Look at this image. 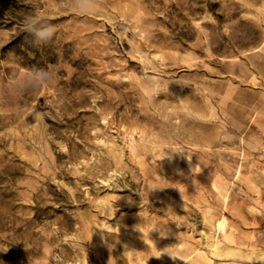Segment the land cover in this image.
Instances as JSON below:
<instances>
[{
    "label": "rangeland",
    "instance_id": "1",
    "mask_svg": "<svg viewBox=\"0 0 264 264\" xmlns=\"http://www.w3.org/2000/svg\"><path fill=\"white\" fill-rule=\"evenodd\" d=\"M0 264H264V0H0Z\"/></svg>",
    "mask_w": 264,
    "mask_h": 264
},
{
    "label": "clouds",
    "instance_id": "2",
    "mask_svg": "<svg viewBox=\"0 0 264 264\" xmlns=\"http://www.w3.org/2000/svg\"><path fill=\"white\" fill-rule=\"evenodd\" d=\"M37 35L40 39L47 40V39H50L52 37L53 32H52L51 28H47V29H43V30L39 31L37 33Z\"/></svg>",
    "mask_w": 264,
    "mask_h": 264
},
{
    "label": "bare ground",
    "instance_id": "3",
    "mask_svg": "<svg viewBox=\"0 0 264 264\" xmlns=\"http://www.w3.org/2000/svg\"><path fill=\"white\" fill-rule=\"evenodd\" d=\"M223 225H224V219H221L217 222V227L218 229H223Z\"/></svg>",
    "mask_w": 264,
    "mask_h": 264
}]
</instances>
